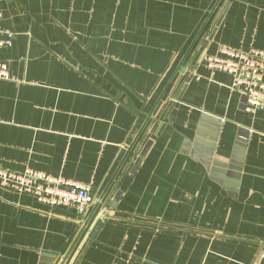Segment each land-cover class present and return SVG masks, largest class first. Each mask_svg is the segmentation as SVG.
Returning a JSON list of instances; mask_svg holds the SVG:
<instances>
[{
  "label": "crops",
  "instance_id": "crops-1",
  "mask_svg": "<svg viewBox=\"0 0 264 264\" xmlns=\"http://www.w3.org/2000/svg\"><path fill=\"white\" fill-rule=\"evenodd\" d=\"M0 14L14 33L0 167L89 183L96 199L51 208L0 178V264L259 259L264 110L205 58L264 50V0H0Z\"/></svg>",
  "mask_w": 264,
  "mask_h": 264
},
{
  "label": "built area",
  "instance_id": "built-area-1",
  "mask_svg": "<svg viewBox=\"0 0 264 264\" xmlns=\"http://www.w3.org/2000/svg\"><path fill=\"white\" fill-rule=\"evenodd\" d=\"M1 20V14H0ZM5 39H0V47L11 46L14 33L4 31ZM219 54L207 55V65L214 71L220 70L233 76L231 88L243 94L247 99L246 109L250 113L264 110V50L251 48L247 51L221 45ZM10 71L4 61H0V79H9ZM0 178L3 185L18 192L29 193L51 208H71L77 212H85L95 202L94 188L89 183L55 176L44 171L27 169L17 173L0 167ZM107 216L106 210H101L98 219ZM264 251L253 264H260Z\"/></svg>",
  "mask_w": 264,
  "mask_h": 264
},
{
  "label": "water",
  "instance_id": "water-1",
  "mask_svg": "<svg viewBox=\"0 0 264 264\" xmlns=\"http://www.w3.org/2000/svg\"><path fill=\"white\" fill-rule=\"evenodd\" d=\"M156 137V135H153L150 140L147 142V144L145 145L142 153H141V156L138 157L137 161H136V168L139 166V164L141 163L142 159L141 157L145 154L147 148L150 146V144L152 143L153 139Z\"/></svg>",
  "mask_w": 264,
  "mask_h": 264
}]
</instances>
